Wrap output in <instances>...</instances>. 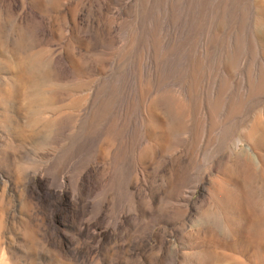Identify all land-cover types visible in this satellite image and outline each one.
<instances>
[{
    "label": "rangeland",
    "instance_id": "obj_1",
    "mask_svg": "<svg viewBox=\"0 0 264 264\" xmlns=\"http://www.w3.org/2000/svg\"><path fill=\"white\" fill-rule=\"evenodd\" d=\"M0 264H264V0H0Z\"/></svg>",
    "mask_w": 264,
    "mask_h": 264
},
{
    "label": "bare ground",
    "instance_id": "obj_2",
    "mask_svg": "<svg viewBox=\"0 0 264 264\" xmlns=\"http://www.w3.org/2000/svg\"><path fill=\"white\" fill-rule=\"evenodd\" d=\"M92 173V172H90ZM89 181L90 177H87L85 179H83L82 181ZM84 188H86L87 190H89V192L91 193L93 191V185L92 182L90 180V185H87L86 182H84L83 184ZM77 198V197H76ZM78 202H74L71 207H70V212H69V216L72 219L73 223H77V224H83V217L85 216V214L88 212L89 208H90V203L88 202V200H84L82 199V201L80 199H77ZM123 219H126V216L122 217ZM117 231V230H116ZM116 231L112 230V231H108L111 234L116 233Z\"/></svg>",
    "mask_w": 264,
    "mask_h": 264
}]
</instances>
